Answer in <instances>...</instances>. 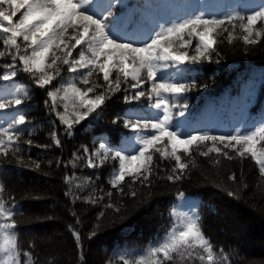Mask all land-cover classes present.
<instances>
[{"label": "snow or ice", "instance_id": "1", "mask_svg": "<svg viewBox=\"0 0 264 264\" xmlns=\"http://www.w3.org/2000/svg\"><path fill=\"white\" fill-rule=\"evenodd\" d=\"M118 2L0 0V60L9 61L0 71V80L12 81L18 72L28 73L35 86L46 90L50 103L45 100V104L66 135L71 136L74 127L82 121L89 122L90 116L98 118L106 101L123 91L127 111L116 116L112 123L123 119V126L130 134L119 144L102 135L98 147L94 142L93 150L87 146L79 150L89 168L102 167L109 159L118 162L110 173L111 189L102 195L94 194L103 191L97 189L87 196L75 195L71 190L65 195H73V203L81 199L97 204L107 198L105 208L119 214L122 200L112 201L114 191L121 197L136 198L134 185L151 186L152 178L160 175L163 161L173 163L164 169L166 175L162 178L179 183L195 166L197 151L204 157L215 154L213 165H219L221 157L227 160L250 157L258 168L259 178L264 180V118L251 125L234 126L224 135L205 127L185 131L180 123L188 121L173 122L174 115L184 117L188 110L187 94L194 88L205 87L197 84L192 73L201 61H211L213 56L219 58L217 45L221 35L226 33L231 43L239 30V39L246 46L264 40V0L248 11L232 9L217 15L193 9L150 24L145 23L144 12L151 5L133 10L127 23L121 24V18L112 11ZM64 66L69 74L67 79L62 75ZM21 92L27 95L26 85L15 90L5 85L0 90V110L21 105ZM181 99L183 104L178 103ZM131 102L139 103L133 107ZM176 108L180 111L174 112ZM26 123V115L13 110L0 124V156L11 153L23 163V156L17 153L21 152L23 136L20 126ZM52 123L55 125L56 121ZM97 131L103 133L104 129ZM50 137L56 146L61 145L55 130ZM24 143L32 145L33 141L28 139ZM202 148L206 150L201 151ZM39 166L37 162L35 167ZM74 176L75 173L65 176V182L71 185ZM126 178L130 181L127 192ZM242 178L243 172L240 177L235 172L227 177L238 184V190L248 187ZM85 186L92 187L91 178L76 183V192L86 190ZM236 191L227 194L235 196ZM4 192L5 186L0 184V264H39L38 257L28 250L35 248L34 243L29 242L25 248L18 240L15 219L18 205L10 195L6 200ZM177 195L184 197L185 193L178 190ZM73 216L79 225V216L75 212ZM104 216L101 210L97 221ZM98 227V223L93 224L88 235L95 236ZM69 229L82 249L81 232L73 225ZM45 264L56 261L51 259ZM120 264H231V259L223 247L214 246L203 231L199 214L193 210L177 217L165 234L140 255L131 259L120 256Z\"/></svg>", "mask_w": 264, "mask_h": 264}, {"label": "trees", "instance_id": "2", "mask_svg": "<svg viewBox=\"0 0 264 264\" xmlns=\"http://www.w3.org/2000/svg\"><path fill=\"white\" fill-rule=\"evenodd\" d=\"M132 1L137 7L147 5L146 0ZM172 1L180 9L182 0ZM210 2L196 0L193 9L217 15L232 9L250 10L246 6L248 0H224L223 11L209 13ZM261 2L258 0L251 9ZM235 35L237 38L231 43L226 33L221 35V42L217 45L219 58L213 56L211 61H201L192 73L197 84L205 87L194 88L187 94L188 110L184 117L174 115V123L188 121L187 124L180 123L183 130L193 120L200 118L205 101L210 98L215 100V115L219 114L222 103L227 106L235 100L236 105L250 116L246 125L264 118V40L246 46L239 39V30ZM7 62V59L0 60V71ZM62 75L68 78L67 66H64ZM5 85L13 90L26 85L27 95L21 92V105L0 110V124L13 114V110L23 112L27 123L20 126L23 136L21 152L17 153L23 156V163L18 162L11 153L7 157L0 156V184L5 186L4 194L14 197L18 205L15 213L18 240L25 248H28L29 242L34 243L35 248L28 250L38 257L39 264L51 259L56 264H108L110 260L112 264H120V256L131 259L140 255L165 234L177 217L193 210L199 214L203 231L214 246L223 247L230 254L231 264H264V180L259 178L258 168L250 157L233 160L221 157V163L213 165L211 160L215 154L204 157L197 151L195 166L179 183L162 178L166 175L164 169L170 168L173 163L163 161L160 163V175L152 178L151 186L134 185L136 198L129 195L121 197L113 190L112 201L122 200L119 214L105 208L109 202L107 198L97 204H88L81 199L73 203V195H65L70 190L75 195L87 196L94 189L103 190L96 191L95 195H102L111 189L108 183L110 173L113 164L118 162L109 159L102 167L89 168L79 150L82 146L93 150L94 142L98 147L102 135L116 144L111 134L115 130L130 134V130L123 126V119L112 123L116 116L127 111L123 91L106 101L104 111L98 118L90 116L87 118L89 122L82 121L76 125L69 136L49 110V105L45 104V100L50 103L46 90L35 86L28 73L18 72L12 81L0 80V90ZM131 103L134 107L139 102ZM178 103L183 104L184 100ZM179 111V108L174 109V112ZM212 119L213 123L218 124L217 118ZM54 120L55 125L52 123ZM97 129H104V132ZM53 130L60 136V146H56L50 137ZM213 131L217 135H224ZM28 139L33 141L32 145L24 143ZM37 162L39 168L35 167ZM232 172L238 177L243 172V183L248 185L246 189L238 190V184L227 179ZM73 173V183L69 185L64 177ZM85 178H91L92 187L85 186L86 190L77 193L76 183ZM128 183L130 181L126 178V192ZM178 190L184 192L185 196L179 197ZM232 190H237L235 196L227 194ZM101 210L105 216L97 221V214ZM74 212L80 218L79 225L76 224ZM97 223L96 235L89 236L92 225ZM69 225L81 232L82 249L78 247ZM29 230L31 235L26 233Z\"/></svg>", "mask_w": 264, "mask_h": 264}, {"label": "rangeland", "instance_id": "3", "mask_svg": "<svg viewBox=\"0 0 264 264\" xmlns=\"http://www.w3.org/2000/svg\"><path fill=\"white\" fill-rule=\"evenodd\" d=\"M218 1H220V0H218ZM252 2H253V0H251V3H252ZM26 233H27L28 235H31V234H32L31 230L26 231Z\"/></svg>", "mask_w": 264, "mask_h": 264}, {"label": "bare ground", "instance_id": "4", "mask_svg": "<svg viewBox=\"0 0 264 264\" xmlns=\"http://www.w3.org/2000/svg\"><path fill=\"white\" fill-rule=\"evenodd\" d=\"M8 195H9L8 193H5V194H4V196H5V199L8 197Z\"/></svg>", "mask_w": 264, "mask_h": 264}]
</instances>
